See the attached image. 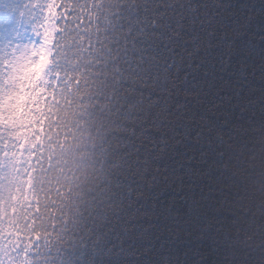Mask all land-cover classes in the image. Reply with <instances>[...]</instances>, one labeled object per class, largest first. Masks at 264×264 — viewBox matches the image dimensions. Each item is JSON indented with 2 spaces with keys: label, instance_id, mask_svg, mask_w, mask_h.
Listing matches in <instances>:
<instances>
[{
  "label": "trees",
  "instance_id": "obj_1",
  "mask_svg": "<svg viewBox=\"0 0 264 264\" xmlns=\"http://www.w3.org/2000/svg\"><path fill=\"white\" fill-rule=\"evenodd\" d=\"M18 30L46 38L47 64L22 83L11 113ZM262 34L264 0H0V264L223 256L241 220L218 153L264 111ZM136 124L148 135L129 137L124 126ZM19 136L25 158L2 177ZM101 159L119 168L112 183L69 202L59 175ZM125 161L142 164L140 187L109 200L129 181Z\"/></svg>",
  "mask_w": 264,
  "mask_h": 264
},
{
  "label": "clouds",
  "instance_id": "obj_2",
  "mask_svg": "<svg viewBox=\"0 0 264 264\" xmlns=\"http://www.w3.org/2000/svg\"><path fill=\"white\" fill-rule=\"evenodd\" d=\"M41 59L43 63H47L46 57ZM239 94L237 93V95ZM258 109L264 110V102L259 104ZM242 115L241 110L239 119H246H241ZM259 117L258 119L255 114L248 117L247 119L251 123L247 126L240 125L237 129L239 136L237 137L236 132H233L232 136L224 141V149L218 153L219 156L224 157L220 168L229 177L233 198L231 203L235 209L234 214L241 220V224L237 226V236L227 246L226 253L214 260L212 264H264V111L259 112ZM124 127L129 137L138 138L148 135L142 130L138 131L139 124ZM221 131L226 132L227 128H223ZM237 140H239L238 144ZM58 152L61 156L63 155L62 150L58 149ZM135 160L139 161L140 157H135ZM124 163L126 165L124 170L129 174V181L121 183L115 190L109 188V200L114 196H127L131 200L135 188L140 187L136 183L138 177L135 173L141 169L142 164L135 163L133 168V165L128 161ZM52 164L54 168L60 167L57 157H53ZM118 171L117 165L108 159H101L94 164L85 165L83 169L77 165L74 171L71 167L66 166V170L59 175L57 184L67 200L71 202L73 193L83 191L87 185L95 183L96 188L103 191L104 188L109 187L113 174ZM143 178L150 179L147 176ZM124 188H127L126 192L123 191ZM141 194L137 192V196ZM89 195H94V193ZM161 264H183V261L178 257L166 254V258H162Z\"/></svg>",
  "mask_w": 264,
  "mask_h": 264
},
{
  "label": "rangeland",
  "instance_id": "obj_3",
  "mask_svg": "<svg viewBox=\"0 0 264 264\" xmlns=\"http://www.w3.org/2000/svg\"><path fill=\"white\" fill-rule=\"evenodd\" d=\"M17 37L14 43V47L11 50V60L6 69V87L15 86L18 87L19 93L9 98L8 111L11 113L15 111L23 100L22 89H20L22 83L34 72H42L47 63L42 62L47 44L45 37H39L38 35L31 33L25 34L18 30ZM24 138L18 137L16 142L18 144V150L11 155H5L2 162V177H13L21 167V163L25 158V151L27 145L24 143Z\"/></svg>",
  "mask_w": 264,
  "mask_h": 264
}]
</instances>
